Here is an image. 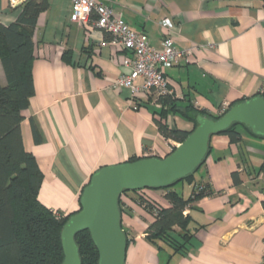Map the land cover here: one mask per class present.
Masks as SVG:
<instances>
[{"label": "crops", "instance_id": "1", "mask_svg": "<svg viewBox=\"0 0 264 264\" xmlns=\"http://www.w3.org/2000/svg\"><path fill=\"white\" fill-rule=\"evenodd\" d=\"M99 1L147 33L152 45H160L168 31L160 21L172 20L176 45L193 49L180 64L165 69L181 111L192 102L218 114L264 87V0ZM21 10L22 5L0 0L1 22L13 23ZM70 12V0H50L38 16L35 94L21 125L25 148L43 174L39 199L64 214L80 209L81 192L101 167L132 157H164L178 144L159 130L162 104L156 94L137 96L135 106L130 91L115 86L121 74L130 72L128 52L92 21L71 22ZM67 50L71 62L64 58ZM0 79L5 82L1 61ZM166 121L188 132L195 127L180 112L168 114ZM210 144L198 176L210 181L214 193L187 210L191 236L186 248L158 247L146 235L154 215L122 199V226L131 240L126 264H264V138L244 131L241 144L223 134L213 135ZM139 196L170 206L165 189H142L134 199ZM181 231L175 227L177 234Z\"/></svg>", "mask_w": 264, "mask_h": 264}, {"label": "trees", "instance_id": "2", "mask_svg": "<svg viewBox=\"0 0 264 264\" xmlns=\"http://www.w3.org/2000/svg\"><path fill=\"white\" fill-rule=\"evenodd\" d=\"M21 5L22 10L16 21L5 25L0 20V61L5 74V82L0 79V264H61L64 259L61 231L70 216L77 211L64 214L49 208L39 199L43 174L35 155L26 150L21 130L24 110L29 107L30 98L35 94L34 32L38 16L50 7V0H27ZM70 55L69 50L64 52V58L71 62ZM174 99L171 94L158 97L162 109L156 122L167 140L181 143L190 132L170 126L166 121L168 114L180 112L196 127L199 115L218 119L231 106L248 98L233 102L218 114L197 108L192 102L181 111ZM244 131L261 137L240 123H234L218 134L228 136L232 143L241 144ZM210 152L211 144L208 155ZM207 157L192 174L168 187L160 188L166 190L170 206H159L142 196L135 199L154 215L146 235L158 247L166 244L174 251L187 247L186 242L191 236L188 227L191 216L187 210L200 197L214 193L210 181L203 175L198 176ZM137 159L139 157H132L129 161ZM233 178L238 183L236 172L233 173ZM182 180L188 181L192 187L189 195L175 188ZM120 209L123 215L126 209L122 199ZM128 213L131 214V211ZM175 227H180L182 231L177 234ZM125 233L127 234L126 231ZM76 241L82 264H98L99 253L89 231H80L76 235ZM130 241L128 237V246Z\"/></svg>", "mask_w": 264, "mask_h": 264}, {"label": "water", "instance_id": "3", "mask_svg": "<svg viewBox=\"0 0 264 264\" xmlns=\"http://www.w3.org/2000/svg\"><path fill=\"white\" fill-rule=\"evenodd\" d=\"M234 123L264 137V96L238 102L218 119L199 115L197 126L164 157H144L95 171L80 195V209L61 231V264H82L76 235L88 230L98 250V264H126L128 236L122 226L120 200L126 191L165 188L192 174L205 160L213 135Z\"/></svg>", "mask_w": 264, "mask_h": 264}, {"label": "built area", "instance_id": "4", "mask_svg": "<svg viewBox=\"0 0 264 264\" xmlns=\"http://www.w3.org/2000/svg\"><path fill=\"white\" fill-rule=\"evenodd\" d=\"M25 1L27 0H9V3L16 7ZM70 1L71 22L84 24L92 21L95 27L112 34V41L128 52L126 64L130 67V72L121 74L116 79L115 86L128 89L133 104L134 98L139 95H172L173 90L165 69L180 64L193 53V49H183L176 45L170 18L166 17L160 21V26L168 31L164 33L161 44L156 46L150 43L147 33L134 29L121 14L115 13L111 4L99 0ZM259 95L264 96V87Z\"/></svg>", "mask_w": 264, "mask_h": 264}, {"label": "rangeland", "instance_id": "5", "mask_svg": "<svg viewBox=\"0 0 264 264\" xmlns=\"http://www.w3.org/2000/svg\"><path fill=\"white\" fill-rule=\"evenodd\" d=\"M197 174H198V172L196 173V176H197ZM175 188H177L178 191L184 192L186 194L188 192V189H189L188 181H186V180L180 181L178 184L175 185ZM134 196H135L134 191H127V192L123 193L122 199L127 198L129 201H135Z\"/></svg>", "mask_w": 264, "mask_h": 264}]
</instances>
